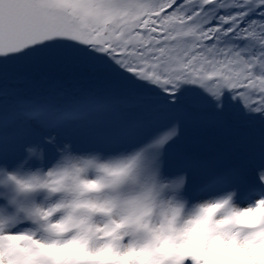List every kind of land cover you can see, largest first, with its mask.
Masks as SVG:
<instances>
[{
  "label": "snow or ice",
  "instance_id": "snow-or-ice-1",
  "mask_svg": "<svg viewBox=\"0 0 264 264\" xmlns=\"http://www.w3.org/2000/svg\"><path fill=\"white\" fill-rule=\"evenodd\" d=\"M229 194L264 231V0H0V264H248L154 222Z\"/></svg>",
  "mask_w": 264,
  "mask_h": 264
},
{
  "label": "clouds",
  "instance_id": "clouds-1",
  "mask_svg": "<svg viewBox=\"0 0 264 264\" xmlns=\"http://www.w3.org/2000/svg\"><path fill=\"white\" fill-rule=\"evenodd\" d=\"M218 200L226 201V203L215 206ZM207 205H214L206 209V214L211 216L216 224L214 228L207 230L204 239H190L189 247L195 246L206 257L226 254L252 257L253 259L249 260L248 264H258V261L264 260V231L259 230L260 225L256 222L261 211L259 209L254 212L241 210L232 194L210 201H202L191 207L186 201H175L171 210L168 208L159 210L154 217V222L159 226V222L164 219L163 212H169L170 217L174 213V227L183 229L187 226V222L199 215L200 210ZM232 210H236L238 215L229 219L227 217ZM207 227L198 224L192 232H203ZM127 241L128 237H125L121 243H127Z\"/></svg>",
  "mask_w": 264,
  "mask_h": 264
}]
</instances>
